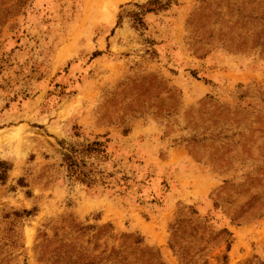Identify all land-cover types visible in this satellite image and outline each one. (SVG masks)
Here are the masks:
<instances>
[{
	"label": "rangeland",
	"instance_id": "374dc122",
	"mask_svg": "<svg viewBox=\"0 0 264 264\" xmlns=\"http://www.w3.org/2000/svg\"><path fill=\"white\" fill-rule=\"evenodd\" d=\"M116 5L0 0V264H264V0Z\"/></svg>",
	"mask_w": 264,
	"mask_h": 264
},
{
	"label": "bare ground",
	"instance_id": "6f19581e",
	"mask_svg": "<svg viewBox=\"0 0 264 264\" xmlns=\"http://www.w3.org/2000/svg\"><path fill=\"white\" fill-rule=\"evenodd\" d=\"M93 0H85V15L83 16V22H90L93 23L96 20V16L102 12L103 16L106 14L107 10H109L108 14L113 13L115 14L117 10V3H121L126 0H101V2L105 5L103 7H95L93 5ZM105 10V11H104ZM93 18V20H91ZM79 37H74L72 39H67V38H61V40L58 42L57 47H58V53H59V59H62L63 57H68L72 55V50L76 43L79 41ZM79 106L78 104H75L74 106L71 107L70 112L76 110V108Z\"/></svg>",
	"mask_w": 264,
	"mask_h": 264
},
{
	"label": "trees",
	"instance_id": "16d2710c",
	"mask_svg": "<svg viewBox=\"0 0 264 264\" xmlns=\"http://www.w3.org/2000/svg\"><path fill=\"white\" fill-rule=\"evenodd\" d=\"M76 150L72 149V155H66L65 156V163L68 167V172L71 177L82 176L83 172L79 169L86 168L85 164L83 162L78 163L76 160ZM4 170L3 173H1L0 179L5 180L7 173L9 171V168L7 167V164L0 161V171ZM82 182H85L84 179H75Z\"/></svg>",
	"mask_w": 264,
	"mask_h": 264
}]
</instances>
